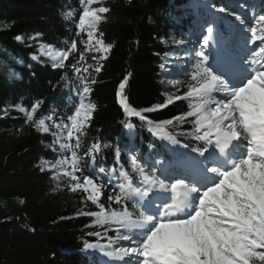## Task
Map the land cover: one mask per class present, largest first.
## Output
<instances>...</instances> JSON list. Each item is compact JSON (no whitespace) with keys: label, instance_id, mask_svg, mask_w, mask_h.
<instances>
[{"label":"trees","instance_id":"16d2710c","mask_svg":"<svg viewBox=\"0 0 264 264\" xmlns=\"http://www.w3.org/2000/svg\"><path fill=\"white\" fill-rule=\"evenodd\" d=\"M203 2L104 0L91 5L110 8L103 14L106 21L99 25L105 43L113 44V48L104 53L95 51L98 47L95 43L91 44L92 51L85 50L86 32H79L76 27L86 6L80 0H0V264H98L83 254L84 242L104 243L109 236L117 235L114 228L95 225L94 217L78 214L98 209L91 201L83 200L84 193L70 191L65 186L66 177L56 181L53 180L54 170L41 169L43 160L70 155L61 153L58 144L55 150L49 147L54 140L51 133L57 131L52 122L46 121L51 127L49 133L38 131L32 124L25 123L23 115L12 106L30 107L40 100L37 119L53 115L57 123L63 120L70 124L67 116L78 104L81 77L87 76L95 83L90 84L86 99L96 107L87 136L82 138L83 146L78 150L85 174H91L93 167L111 168L117 147L121 149V163L125 167L132 152L139 153L151 164L153 160L170 162L180 156L178 152L166 149L149 132L144 121L125 115L117 96L118 86L127 77L125 95L129 104L138 110L149 109L143 114L152 121L171 119L188 111L187 100L175 101L163 108L156 106L165 103L167 95H183L186 91L185 82L196 59L182 60V71L175 78L181 84L175 87L165 83V69L173 61L172 57L188 54L184 43L188 41V32L196 25L194 13L205 12ZM207 2L243 18L248 27V22L264 13V0ZM70 11L73 17L65 19V13ZM207 25L214 26L216 36L227 33L220 21ZM16 36H21L22 41L16 40ZM72 41L76 42L77 51L62 68L53 67L49 58L32 59L39 55L38 45L66 50ZM234 45L238 43L232 42ZM81 52L83 61L79 60ZM93 56L97 59L93 60ZM73 64L80 68L79 73L73 69ZM89 64L92 68L84 72ZM97 66L101 67L98 73L95 72ZM127 123L134 125L132 145L126 136ZM190 130V123L177 127L179 143L176 145L193 152L194 147L203 143L180 134ZM94 142H99L102 150L96 153L93 164L83 153ZM186 144L188 147L184 146ZM101 178L107 179L103 174ZM112 180V187L119 183L115 176ZM57 183L61 186L53 191ZM110 194V190L106 191L105 197ZM104 203L109 206L106 199ZM94 231H99L101 236H90Z\"/></svg>","mask_w":264,"mask_h":264},{"label":"snow or ice","instance_id":"6c2138e0","mask_svg":"<svg viewBox=\"0 0 264 264\" xmlns=\"http://www.w3.org/2000/svg\"><path fill=\"white\" fill-rule=\"evenodd\" d=\"M80 2L86 6L76 27L79 32H86L85 50L92 51L94 41L98 46L95 51L109 52L113 44L105 43L99 25L106 21L103 14L110 8L90 7L99 0ZM73 15L72 11L67 12L65 19ZM237 19L246 23L243 18ZM248 23V42L256 45L250 52L251 59L236 70L226 61L209 66V55L202 47L194 54L199 59L188 74L183 95H167L165 103L156 106L163 108L175 101H189V110L176 117L163 121L148 119L143 113L149 109L142 111L129 104L125 95L127 77L118 86L117 96L125 115L144 121L154 136L177 144V127L191 124L190 131L180 134L203 142V146L192 149L197 158L190 160L186 172L159 168L136 152L128 156L125 167L121 163V149L117 147L111 168L93 167L91 174H85L78 150L83 146L82 138L87 136L96 107L86 102L90 84L95 83L87 76L81 77L78 104L67 116L70 124L63 120L57 123L53 115L37 119L40 100L30 107L12 106L23 115L25 123L38 131L49 133L51 127L46 121L52 122L57 131L51 133L54 140L49 147L55 150L58 144L61 153L70 155L43 160L41 169L54 170L56 181L66 177L65 186L72 192L84 193L83 200L91 201L98 209L78 214L94 217L97 226L115 229L117 235L109 236L107 244L85 241L84 250H100L113 264H264V13ZM215 34L214 26H207L202 45H210ZM76 51L75 41L66 50L41 45V55L48 57L53 67H64ZM79 60H84L83 52ZM72 67L80 72L77 64ZM89 68L91 64L84 72ZM100 70V66L95 67V72ZM172 83L178 86L181 81ZM127 127L131 129L134 125L127 123ZM101 150V144L94 142L83 155L94 164L96 153ZM101 174L107 179L101 178ZM113 176L119 181L114 187ZM60 186L57 183L53 191ZM109 190L111 194L105 197ZM113 204L119 207H112ZM89 235L100 237L101 233L94 231Z\"/></svg>","mask_w":264,"mask_h":264},{"label":"rangeland","instance_id":"374dc122","mask_svg":"<svg viewBox=\"0 0 264 264\" xmlns=\"http://www.w3.org/2000/svg\"><path fill=\"white\" fill-rule=\"evenodd\" d=\"M104 0H99L98 3L100 4ZM222 7H214L205 2V11L200 12L196 11L195 14V21L196 25L192 28L187 35L188 41L184 43V46L187 47L188 54L182 57H172L171 64L167 66L165 69V73L167 75L165 83L169 86L175 87L173 85V81H175L176 76L182 71V66L185 58L192 59L195 58L196 60L199 57H196L194 54L201 50L202 47L205 49V53L209 55L208 65L213 66L216 62H223L226 61L229 66L233 68V70L238 69L241 66H244L246 61L251 59L250 52L252 49L256 47L249 43L250 32L248 31V27L245 24H241L236 16L229 13L227 10L223 9ZM209 15V17H208ZM220 21L225 28L227 34H223V36H214L213 41L208 46L202 45V37L206 34V27L208 22H218ZM239 41V46L235 49L227 47V45L232 41ZM22 41V40H21ZM94 43V41L92 42ZM259 44V42H257ZM38 56H33L32 59L34 61H39L40 57L48 58L46 56L41 55V45H38ZM36 57V58H34ZM119 100V98H118ZM86 102L88 100L86 99ZM129 129V128H128ZM127 129V131H128ZM130 130V129H129ZM65 130V135H66ZM129 134V132H128ZM130 140L131 137L134 136L135 132L133 128H131V132L128 135ZM157 137V136H156ZM163 145H165L169 149L177 150L179 154L182 156V159L175 158L174 165L169 169L177 170L179 173L186 172L188 169L189 162L192 158H197L196 153H192L183 149H179L176 145L171 143L166 139H161L157 137ZM131 142V140H130ZM207 155V153L205 154ZM199 159H203V157H198ZM159 168H168L167 165L164 166L161 162H155ZM108 243V242H107ZM107 243H100V244H107ZM87 257L92 260H97L98 264H111V260L104 256L103 252L100 250H84ZM100 254V255H99ZM110 261V262H109Z\"/></svg>","mask_w":264,"mask_h":264},{"label":"bare ground","instance_id":"6f19581e","mask_svg":"<svg viewBox=\"0 0 264 264\" xmlns=\"http://www.w3.org/2000/svg\"><path fill=\"white\" fill-rule=\"evenodd\" d=\"M233 68H235V66H233ZM129 130V129H128ZM130 132H131V129L129 130V134H130ZM128 134V135H129ZM131 136V135H130ZM130 139H132V137L130 138ZM91 251V250H90ZM100 255V254H99ZM112 264V263H111Z\"/></svg>","mask_w":264,"mask_h":264}]
</instances>
